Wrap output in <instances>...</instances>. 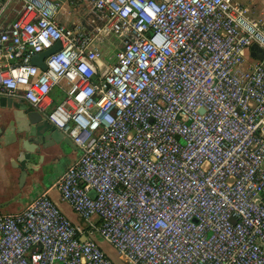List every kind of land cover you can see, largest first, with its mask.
I'll return each instance as SVG.
<instances>
[{
	"label": "built area",
	"instance_id": "built-area-1",
	"mask_svg": "<svg viewBox=\"0 0 264 264\" xmlns=\"http://www.w3.org/2000/svg\"><path fill=\"white\" fill-rule=\"evenodd\" d=\"M69 2L0 0V94L79 149L51 187L83 223L43 189L0 211V264H116L92 232L126 264H264V9Z\"/></svg>",
	"mask_w": 264,
	"mask_h": 264
},
{
	"label": "crops",
	"instance_id": "crops-1",
	"mask_svg": "<svg viewBox=\"0 0 264 264\" xmlns=\"http://www.w3.org/2000/svg\"><path fill=\"white\" fill-rule=\"evenodd\" d=\"M12 101L14 105H23L29 109H33L21 99L13 98ZM6 110L9 111L10 108H0L1 117L5 115ZM46 124L48 128H53L55 131L58 130L49 123L46 122ZM52 133L53 132H51V134ZM52 135L54 136V139L51 141L49 135L48 141L44 145L38 143L34 146L31 137H28V143L25 142L23 145L18 144L16 141L7 144L0 143V169L3 174L7 175L12 181V193H15L19 199L22 197V200L17 206L9 208L4 212H13L21 209L31 197L43 189H47V192H49L52 188L51 185L58 174L78 155L79 149L71 142V140L67 142L64 140V135L60 136L55 132ZM27 148H30L31 150L35 148L37 152L29 151ZM20 153H22V156ZM16 159L19 160V162H16ZM8 162L14 163L16 167L13 168V170L16 173L7 171L5 164ZM18 165L21 168L20 170L23 171V179L19 183L17 174L19 170ZM50 178H52V180L48 181ZM55 200L58 205L67 204L64 203L65 201H63L58 194Z\"/></svg>",
	"mask_w": 264,
	"mask_h": 264
},
{
	"label": "water",
	"instance_id": "water-1",
	"mask_svg": "<svg viewBox=\"0 0 264 264\" xmlns=\"http://www.w3.org/2000/svg\"><path fill=\"white\" fill-rule=\"evenodd\" d=\"M59 47V42L56 40L51 46L44 48L30 56L29 62L44 68L43 58ZM250 54L261 57L264 51L254 42L249 46ZM0 108L6 110L5 115L0 116V143L7 144L16 141L18 144L28 143V137L36 146L38 143L46 144L50 135L51 141L54 139V132L62 136V132L53 128H48L46 122L42 119L41 114L35 109H29L23 105H14L12 98L0 94ZM8 111V112H7ZM51 132H53L51 134ZM65 141H69L68 137H64ZM37 152L35 148L27 150ZM22 156V153H20Z\"/></svg>",
	"mask_w": 264,
	"mask_h": 264
},
{
	"label": "rangeland",
	"instance_id": "rangeland-1",
	"mask_svg": "<svg viewBox=\"0 0 264 264\" xmlns=\"http://www.w3.org/2000/svg\"><path fill=\"white\" fill-rule=\"evenodd\" d=\"M64 4V8L62 11L66 13V10L69 11L68 15H58V18L62 22H67L69 20H79L83 19L82 15V9L81 4L77 3L76 5H72V3L69 2V0H61ZM238 3H241L243 5H246L249 7V11L251 15H257L259 11L264 9V0H235ZM53 95L58 96V91L52 90L51 91ZM16 162H19V160L16 159ZM52 166V165H51ZM5 167L7 171H11L12 173H16L13 168L16 166L12 162H8L5 164ZM18 183L23 179V171L20 170V166L18 165ZM59 175V174H58ZM52 178L48 179V181H51ZM11 179L7 175H4L3 172L0 169V211L4 212L7 211L9 208H12L14 206H17L19 202L22 200L18 198V196L15 193H12V187L11 186ZM52 200L55 202L57 191L54 188H51L48 192ZM56 203V202H55ZM66 203V202H64ZM57 204V203H56ZM59 209L66 214L73 222H77L79 224H82V219L78 217L73 210L69 207L68 204L65 205H58ZM67 206V207H64ZM92 238L99 244L101 249L105 252L106 255H108L116 264H126V262L118 255L115 248L108 243L107 241L103 240L97 232H92L91 234Z\"/></svg>",
	"mask_w": 264,
	"mask_h": 264
},
{
	"label": "trees",
	"instance_id": "trees-1",
	"mask_svg": "<svg viewBox=\"0 0 264 264\" xmlns=\"http://www.w3.org/2000/svg\"><path fill=\"white\" fill-rule=\"evenodd\" d=\"M56 95H53V98L55 99L56 97H55ZM82 223H83V221H82Z\"/></svg>",
	"mask_w": 264,
	"mask_h": 264
}]
</instances>
